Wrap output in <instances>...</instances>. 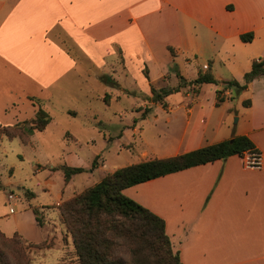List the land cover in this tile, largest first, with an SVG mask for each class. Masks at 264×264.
<instances>
[{
  "label": "crops",
  "instance_id": "1",
  "mask_svg": "<svg viewBox=\"0 0 264 264\" xmlns=\"http://www.w3.org/2000/svg\"><path fill=\"white\" fill-rule=\"evenodd\" d=\"M246 33L253 37L244 43L240 36ZM259 57L264 58V0H0V126L33 116L36 100L42 103L55 92L63 96L75 67H106L101 73L118 83L125 77L122 67L147 58L156 70L149 90L178 85H171L172 64L187 82L209 70L218 85L184 86L165 97L166 107L137 109L149 110L154 123L163 114L172 131L161 148L165 154L154 159L245 135L262 155L263 167L248 169L234 155L123 193L163 219L181 264H264V75L239 92L249 106L235 123L231 88L215 104L222 82L242 84ZM99 168L96 163L89 174ZM68 198L61 196L53 205ZM9 207L12 233L24 242L37 244L56 235L55 226L37 225L33 210L44 217L43 208L29 202L25 210L16 211L15 202ZM49 252L61 255L62 249Z\"/></svg>",
  "mask_w": 264,
  "mask_h": 264
},
{
  "label": "rangeland",
  "instance_id": "2",
  "mask_svg": "<svg viewBox=\"0 0 264 264\" xmlns=\"http://www.w3.org/2000/svg\"><path fill=\"white\" fill-rule=\"evenodd\" d=\"M243 48L248 51L250 47L243 44ZM75 68L77 74H71V83L65 84V93H61L63 96H56L55 92L42 103L35 101L37 109L41 107L50 118L43 131L34 130L31 135H27L20 128L10 129L8 133L19 136H1L0 232L10 236L7 238L14 236L11 235L14 227L9 212V204L13 202L16 203V211L25 210L28 202L43 208L45 216H37L41 226L37 225L43 227L44 222L49 223L52 228L55 226L56 231V235L46 240L41 248L30 246V243L24 242L15 234L14 239L24 247L26 256L24 259L15 255L12 247L3 248L1 251L9 264H77L71 235L58 210L54 209L57 206L53 204L61 196L71 197L95 185L101 176L115 168L159 158L165 154L161 149L163 144L171 140L172 131L164 123L163 114L154 123L149 111L141 114L137 110L143 106L154 108L161 105L150 103L152 95L148 82L156 72L150 60L143 58L122 67L125 77L117 78L118 83L109 74L104 75V80L100 79L103 77L101 72H105L106 67ZM86 68L94 72L87 75ZM168 68L173 75L171 85H176L179 81L175 77L176 65L172 64ZM95 76L98 81H95ZM231 95V122L235 123L238 114L244 109V95L236 93L234 89ZM33 117L34 115L26 121ZM13 125H1L0 130ZM156 127L160 130H156ZM134 128L137 131L134 132ZM140 129L144 130L143 133ZM123 130L124 139L120 141L119 134ZM94 161L102 168L91 176L89 173L96 167ZM62 166L81 167L84 172L72 175L67 183ZM128 246L130 244L126 240L120 241L118 255L130 261ZM49 248H61L62 254L51 253L53 250L46 253Z\"/></svg>",
  "mask_w": 264,
  "mask_h": 264
},
{
  "label": "trees",
  "instance_id": "3",
  "mask_svg": "<svg viewBox=\"0 0 264 264\" xmlns=\"http://www.w3.org/2000/svg\"><path fill=\"white\" fill-rule=\"evenodd\" d=\"M252 37V33H246L241 35L240 39L246 43L250 42ZM169 50L171 54H174L172 48ZM175 75L179 80L176 87H164L159 90L150 88L153 103L166 107L165 97L179 92L184 86L219 84L209 70L199 73L194 80L188 82L179 75L177 66ZM262 75H264V58L259 57L252 61L250 70L243 76L242 84L236 80L222 82L224 87L216 91L215 104L219 105L225 100L223 93L227 89L231 88L239 93L245 90L250 82ZM100 79L104 80V75ZM114 84L117 86L116 83ZM242 106L248 107L249 100H244ZM148 111L146 110L145 113ZM49 121L47 113L39 107L32 120L2 128L0 139L2 135L8 138L19 136V134L8 133L10 129L20 128L27 135H31L34 130L43 131ZM246 151L257 150L247 136H234L229 140L174 157L152 159L117 168L105 174L95 185L62 201L57 205V210L67 232L71 235L77 264H181L178 253L173 251L170 239L165 232L163 219L127 197L123 191L134 185L188 168L225 160L234 155L241 157ZM95 165L96 161H94ZM61 170L66 182L72 175L84 172L81 167L62 166ZM33 213L37 224L41 226L36 211L33 210ZM15 234L20 236L17 233L12 235L15 236ZM14 236L7 238L10 236L0 232V264H9L1 251L3 248L12 247L15 255L25 259V249L15 241ZM122 240L130 244L128 246L130 261L118 255L119 242ZM43 245L44 242L30 244L36 248H41Z\"/></svg>",
  "mask_w": 264,
  "mask_h": 264
},
{
  "label": "built area",
  "instance_id": "4",
  "mask_svg": "<svg viewBox=\"0 0 264 264\" xmlns=\"http://www.w3.org/2000/svg\"><path fill=\"white\" fill-rule=\"evenodd\" d=\"M241 157L243 159L242 161L244 166L248 169L259 170L263 167V158L258 151H246Z\"/></svg>",
  "mask_w": 264,
  "mask_h": 264
}]
</instances>
